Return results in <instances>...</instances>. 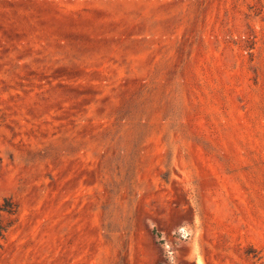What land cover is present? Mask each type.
<instances>
[{
    "label": "rangeland",
    "instance_id": "1",
    "mask_svg": "<svg viewBox=\"0 0 264 264\" xmlns=\"http://www.w3.org/2000/svg\"><path fill=\"white\" fill-rule=\"evenodd\" d=\"M0 264H264V0H0Z\"/></svg>",
    "mask_w": 264,
    "mask_h": 264
}]
</instances>
